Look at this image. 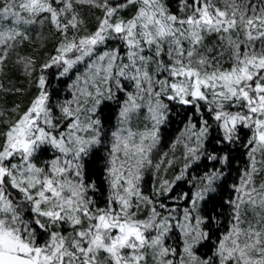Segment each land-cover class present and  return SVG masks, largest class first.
<instances>
[{"label":"snow or ice","instance_id":"1","mask_svg":"<svg viewBox=\"0 0 264 264\" xmlns=\"http://www.w3.org/2000/svg\"><path fill=\"white\" fill-rule=\"evenodd\" d=\"M0 264H264V0H0Z\"/></svg>","mask_w":264,"mask_h":264},{"label":"trees","instance_id":"2","mask_svg":"<svg viewBox=\"0 0 264 264\" xmlns=\"http://www.w3.org/2000/svg\"><path fill=\"white\" fill-rule=\"evenodd\" d=\"M12 78H14V79H16V80H18L20 82H23V77L18 75V74H16V73H13V77ZM17 86H19V84ZM12 98L13 97H11V96L9 97V99H12Z\"/></svg>","mask_w":264,"mask_h":264}]
</instances>
